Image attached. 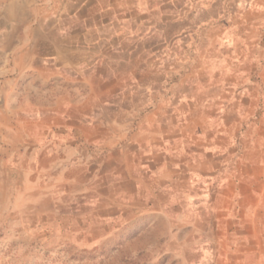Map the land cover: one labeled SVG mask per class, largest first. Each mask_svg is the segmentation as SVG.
<instances>
[{
    "label": "rangeland",
    "instance_id": "1",
    "mask_svg": "<svg viewBox=\"0 0 264 264\" xmlns=\"http://www.w3.org/2000/svg\"><path fill=\"white\" fill-rule=\"evenodd\" d=\"M4 5L0 28L8 16H35ZM119 5L106 14L115 25L102 28L111 41L96 67L85 59L51 78L7 74L0 51V264H231L239 255L214 227V201L170 193L172 181L158 195L135 175L142 150L131 140L175 109L189 116L197 96L229 95L247 113L245 129L255 126L264 0Z\"/></svg>",
    "mask_w": 264,
    "mask_h": 264
},
{
    "label": "crops",
    "instance_id": "2",
    "mask_svg": "<svg viewBox=\"0 0 264 264\" xmlns=\"http://www.w3.org/2000/svg\"><path fill=\"white\" fill-rule=\"evenodd\" d=\"M4 2L7 10L19 7L33 10L35 16L30 22L10 16L2 20L7 27L0 28V51L8 60L1 71L48 78L69 71V66L82 69L85 59L96 67L103 42L111 41L102 28L115 25L106 14L120 6L119 0ZM20 25L18 34L14 30ZM256 95L255 103L262 100ZM183 99L188 98L172 100ZM230 99L229 95L191 97L189 116L175 109L170 114L174 120L165 116L146 122L138 131L143 137L131 140L142 150L143 159L134 172L150 180L158 195L172 189V181L175 188L170 193L179 191L188 200L214 201V227L225 234L228 247L239 252L228 262L264 264V112L247 130L243 125L246 111ZM154 131H160L158 138L152 137ZM247 137L255 138L252 145ZM251 151L255 155L248 160ZM251 165L254 170L248 172Z\"/></svg>",
    "mask_w": 264,
    "mask_h": 264
}]
</instances>
